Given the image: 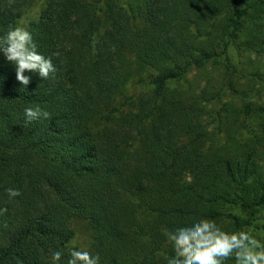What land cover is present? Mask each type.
<instances>
[{
	"label": "trees",
	"instance_id": "1",
	"mask_svg": "<svg viewBox=\"0 0 264 264\" xmlns=\"http://www.w3.org/2000/svg\"><path fill=\"white\" fill-rule=\"evenodd\" d=\"M34 1L0 0V36ZM27 31L57 71L24 87L0 54V264H66L77 222L99 264H167L164 229L198 219L261 242L264 0H46ZM222 59L199 93L171 87Z\"/></svg>",
	"mask_w": 264,
	"mask_h": 264
},
{
	"label": "clouds",
	"instance_id": "2",
	"mask_svg": "<svg viewBox=\"0 0 264 264\" xmlns=\"http://www.w3.org/2000/svg\"><path fill=\"white\" fill-rule=\"evenodd\" d=\"M0 54L15 66L17 81L27 87L31 76L38 74L42 80L54 77L57 69L52 59L39 53L32 34L22 27H10L0 36ZM26 123L49 119L50 113L39 106L24 110ZM9 198L21 195L19 190L7 189ZM7 208L0 209V216ZM172 244L175 255L167 259V264H225L229 259L235 264H264V244L251 231L225 232L211 219H198L190 224L164 229L163 233ZM63 253L52 252V264H60ZM99 255L89 251L71 250L66 264H99Z\"/></svg>",
	"mask_w": 264,
	"mask_h": 264
},
{
	"label": "rangeland",
	"instance_id": "3",
	"mask_svg": "<svg viewBox=\"0 0 264 264\" xmlns=\"http://www.w3.org/2000/svg\"><path fill=\"white\" fill-rule=\"evenodd\" d=\"M46 3V0H35L30 7L26 10L25 14L23 15L22 19L18 23V27L28 29L29 23L32 19H35L40 16L41 11L43 10V6ZM232 56V65L235 66V70L238 73H249L252 71L253 67H251L248 63L249 55L248 54H239L234 51V49H230V53ZM253 60H257L256 56L254 55L252 57ZM223 64L215 65L212 64L209 65L205 69L201 70H192L189 72L185 79H174L171 82V87H179L182 90L188 91L190 94H196L200 92V89L203 88L206 85V81L209 79H215V80H222L223 77H225V73L227 71V67L229 63L225 61V59H222ZM234 71V69H232ZM228 79H230V76H227ZM240 77L238 76V79ZM241 79V78H240ZM242 80V79H241ZM244 81V80H243ZM222 83V82H221ZM260 90L259 96H264V88L258 87ZM148 91L147 87H136L135 89L130 90L135 95L140 94L141 92ZM229 101V100H228ZM261 105H264V100L262 99L260 101ZM222 105H217L215 108L218 110ZM236 107H241L242 103L240 100H237L235 102ZM264 217V213H263ZM264 223V222H263ZM74 228L77 232V238L74 241L73 245L79 246L81 251H92V237L91 232L89 231L88 224L85 222H77L74 225ZM262 240L261 243L264 244V230L262 231Z\"/></svg>",
	"mask_w": 264,
	"mask_h": 264
}]
</instances>
